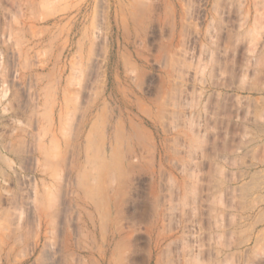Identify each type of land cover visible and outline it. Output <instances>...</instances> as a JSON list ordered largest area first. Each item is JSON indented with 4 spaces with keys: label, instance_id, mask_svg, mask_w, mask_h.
<instances>
[{
    "label": "rangeland",
    "instance_id": "1",
    "mask_svg": "<svg viewBox=\"0 0 264 264\" xmlns=\"http://www.w3.org/2000/svg\"><path fill=\"white\" fill-rule=\"evenodd\" d=\"M0 264H264V0H0Z\"/></svg>",
    "mask_w": 264,
    "mask_h": 264
}]
</instances>
